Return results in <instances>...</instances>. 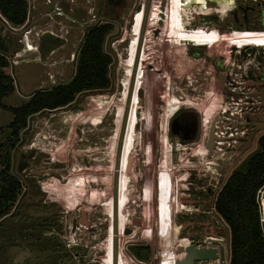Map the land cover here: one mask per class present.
<instances>
[{"label":"rangeland","instance_id":"374dc122","mask_svg":"<svg viewBox=\"0 0 264 264\" xmlns=\"http://www.w3.org/2000/svg\"><path fill=\"white\" fill-rule=\"evenodd\" d=\"M27 1L26 24L19 29L8 27L4 34L9 60L5 71L12 75L16 86V91L4 98L6 106H21L34 91L69 81L75 74L77 57L87 30L107 20L115 23V29L105 45L113 57L110 65L112 83L108 90L79 94L68 107L47 110L31 117L20 141L10 150V172L13 175L17 173L24 154L26 161L37 165L32 166L33 169H40L44 174L39 179L42 182L40 189L52 192L55 204H60L57 210H63L69 222L76 216L79 207L87 210L90 219L92 216L100 217L97 226L98 238L101 239L97 244L98 252L107 253L105 248L110 223L105 214L109 210L105 202L122 196L131 202L129 208L123 210L129 215L127 226L130 232L129 235H122L118 245L129 264H137L133 253L140 246L150 247L152 258L150 256L147 260L148 264H160L163 239L172 235L177 226L183 230V236L196 233L202 238L208 234L219 236L223 239L220 262L228 264V235L215 210V197L231 170L244 160V156L238 158V155L244 153L246 144L252 143L251 133L257 129L255 126L258 125L259 129L264 127V106L253 107L251 112L256 114L251 115L250 123L236 109L237 98L248 100L245 97L250 96L249 91L259 90L261 86H232L223 75L228 69L219 66L215 58L217 54H224L220 62L228 60L231 47L224 42L233 37L234 32L220 34L223 47L219 49L191 48L196 52L193 56L182 53L173 59L169 57L166 62L159 51L161 43L157 29H164V23L176 8L175 4L170 5L169 0H121L118 6L109 5L108 0ZM207 5L213 7L218 3L209 0ZM177 6L181 8V5ZM25 30L30 32L21 43ZM22 49L23 52L17 54ZM167 50L172 52L173 49L168 46ZM261 56L264 64V53ZM228 61L227 64L231 62L233 67L243 62L235 59ZM235 71L232 69V73L235 74ZM168 88L172 90L171 96L178 93L185 98L183 102L195 106L190 107L186 117L196 120L198 132L193 139L183 143L170 128L174 115L170 116L171 111L162 106L169 94L164 90ZM175 88H181V91L177 92ZM228 89L236 90L237 96ZM194 98L200 102L197 103ZM223 100L228 104H224ZM220 103L224 113L217 110ZM221 116H224L222 126L232 131V136L240 131L246 132L242 139L238 136L229 138L228 144L235 140L239 144L234 143V148L227 145L223 153L216 150L212 137L211 148L206 146L209 122L219 121ZM12 120L13 114L0 108V157H4L8 150L3 144L11 132L9 124ZM227 123H231L230 126ZM224 142L221 141L222 144ZM130 145L135 147L129 149ZM212 147H215L214 150ZM257 147L258 144L253 151ZM163 158L166 164L161 163ZM124 166L126 170L122 171ZM228 170L230 173L224 178ZM77 174H84L87 187L79 183L72 186ZM20 181V193L25 188L30 194L34 192L35 186L28 188L24 179ZM67 188L74 196H83L84 192H88V196L84 201H67ZM29 198L33 197L25 200ZM259 203L264 223V189L260 191ZM181 206L194 210L184 213ZM200 237L193 238V242L181 239L194 245L198 239L203 243ZM110 241L116 249L117 240L110 238ZM155 254L158 258L153 257ZM119 258L118 255L117 264ZM128 263L123 260L121 264Z\"/></svg>","mask_w":264,"mask_h":264},{"label":"flooded vegetation","instance_id":"af4514ba","mask_svg":"<svg viewBox=\"0 0 264 264\" xmlns=\"http://www.w3.org/2000/svg\"><path fill=\"white\" fill-rule=\"evenodd\" d=\"M169 1L170 5L175 4L177 6V4H179L177 0ZM108 2L109 5L114 4L115 6L121 5L122 3L121 0H108ZM219 4H221L219 12H201L204 18V21L201 22V24L206 25L209 29H215L221 35H225V33H232L233 31L237 30L234 32L233 37L227 38L224 42V45L231 47V50H229V57L226 59H235L238 60L237 62H243L238 66L233 67L230 65L231 62L230 64H227L229 63L228 60H225V62H220V60L224 58V54H217L215 58L219 66L223 65L225 70L228 69V72H223V75H225V78L230 81L232 86H238L242 84H245L244 86H250L252 84L261 86V89L259 90L249 91L250 96L245 97L248 100L242 98L236 99L239 100V102L236 104L237 107H234H236V109L238 108L240 111L239 115L244 114L248 123H250L252 118L251 115L256 114V112L252 113L251 110L253 107L256 109L258 106L249 107L248 103L252 104V102H255L264 104V100L261 102L256 101L255 95H253V92L264 91V64L261 62V54L264 53V48L261 49L258 47L254 48L253 46H249L252 37L254 39V37L257 35L256 29H264V17L262 15V9L258 7L257 3L250 0H233V3L232 0H219ZM197 9H199V11H196L200 12V5H197ZM177 14L178 13H176V15ZM168 20L165 23L166 28L162 29L163 31L160 30L161 27L157 29L160 43H162L164 39L170 40V42L161 45L160 47V51L165 52V57L162 58L163 61L167 62L169 57L170 59H173L182 53L188 56H193L196 54V52L191 50V48L193 49L202 47L209 49H219L223 47V41L221 38L219 39L220 35L214 34V32L210 33V30L206 32L201 30L196 31L184 29L182 28L183 23L180 20H177L173 15L169 16ZM250 28H253L254 30H250ZM167 45L173 46L172 52H169L167 48H165ZM232 45H235V47H232ZM174 51L175 54H173ZM242 58L245 60H242ZM239 59L241 61H239ZM241 65H244V67H241ZM232 69L236 70L235 74L232 73ZM249 72H251L252 78L248 76ZM245 76L248 77L245 78ZM170 89L168 88L164 90L169 92L167 96L171 95L170 91L172 90ZM231 89H228V91L235 93L237 96L238 92ZM196 100L197 102H200L199 99L196 98ZM173 102H176L175 104L178 106V101L175 100ZM223 103L228 104V102L225 103V100H223ZM244 104H246L245 107H243ZM189 109L190 106L185 105L179 111L176 110L177 113L174 114L173 122L170 126L172 132H174V135L178 136L182 143L188 141L189 139H193V137L198 132V126L195 122L196 120H190L186 117L188 116L187 113L189 112ZM221 111V113H224L223 109ZM132 113H135V111H132ZM220 118L221 120H215L211 123L207 133L208 137L206 143L207 148H210L209 144L212 137L217 151L221 146H223L222 148L224 149L227 148V145L233 148L236 147V145L239 144V141L235 140V142L228 144L227 140L235 136H238L239 139H242L243 135L246 134V132L240 131L235 133V136H231L230 132H233L228 131V129L225 130L224 126H222L224 123V116H221ZM194 119L197 118L194 117ZM225 119L228 121L231 120L227 118ZM227 124L230 126L231 123ZM255 127L257 129L251 133L253 135L252 143L249 145L246 144V149L244 150V153H246L238 155V158L244 156L243 159H245L247 156H249L257 146L259 137L264 134V127L261 129L258 128V125ZM225 131L228 133H224ZM260 131L262 133L258 138H256V135ZM221 141H225V144H221ZM234 143L236 145H234ZM22 158L23 160L21 164H19L18 171L14 176H16L19 181L24 179L26 187L28 188L35 186L33 187L34 192L30 194L29 192H26L27 188H25V190L20 193L19 199L12 206L11 211L0 217V264H117L116 257L118 255L120 256L118 264H121L123 260L125 263H128L122 253L121 246L118 245V240L121 239L122 235H129L130 232V228L127 226L129 215L123 213V210L129 208L126 200L127 198L117 196L116 199L120 198L124 201L119 204H106L110 210L106 211L105 213L108 216L107 221L110 223V228L108 224V244L105 248L107 253L105 252L104 254V252H98L96 251L97 244L101 242V239L98 238L99 236L97 234V226L100 223L98 222L100 217L92 216L90 219L88 214H86L87 210H81L79 207L78 213L73 218V220L69 222L66 216L63 215L64 211L61 209L57 210V207L60 206V204H55V200L52 199V192L40 189L42 182L39 179L44 176L43 172L40 169L34 170L33 167H36L37 165L33 166L29 161H26L27 159L24 154L22 155ZM20 166H22V169H20ZM67 189L68 192H65L67 201L74 199L84 201V198L88 196L86 195L88 192L83 196H74L71 192H69L70 188ZM28 197L33 198L25 200V198L28 199ZM188 211L189 210H183L184 213ZM182 231L183 230L180 229L177 230L175 235H179L180 238L191 239L192 241L194 240L193 238L201 236L200 234L196 235L197 233L183 236ZM204 236L205 238L200 237L203 243L199 242V239L198 242L194 243L200 246L198 248H212L209 247L210 243L208 238L212 237L213 234ZM110 238L117 240L116 249H114L113 244H110ZM150 256L151 255H149V258ZM135 259L145 262L148 260L139 259L137 257H135ZM162 259H160V264H162ZM197 262L198 261H196V263ZM207 262L208 261H203L199 262L198 264H204Z\"/></svg>","mask_w":264,"mask_h":264},{"label":"trees","instance_id":"16d2710c","mask_svg":"<svg viewBox=\"0 0 264 264\" xmlns=\"http://www.w3.org/2000/svg\"><path fill=\"white\" fill-rule=\"evenodd\" d=\"M27 0H0V11L14 28H21L28 19ZM119 14V13H118ZM115 29L114 21H102L91 26L82 41L73 77L52 88L34 91L21 106H6L4 98L16 91L15 81L5 69L9 65L8 53H0V108L13 114L11 130L4 147L6 155L0 157V217L9 213L18 200L21 183L10 172V150L20 141L28 121L36 114L72 105L79 94L108 90L111 86L110 65L112 55L106 50V40ZM4 44L7 47L6 41ZM264 189V134L258 147L247 156L227 178L219 191L215 209L231 231L230 264H264V223L259 203ZM150 247L135 248L134 256L148 259Z\"/></svg>","mask_w":264,"mask_h":264},{"label":"bare ground","instance_id":"6f19581e","mask_svg":"<svg viewBox=\"0 0 264 264\" xmlns=\"http://www.w3.org/2000/svg\"><path fill=\"white\" fill-rule=\"evenodd\" d=\"M59 1V0H58ZM178 1V3H179V5H181V1L180 0H177ZM184 1V0H183ZM61 2V1H60ZM64 2V1H63ZM46 3V2H45ZM52 3V2H51ZM62 3V2H61ZM66 2H64V4H65ZM70 5V4H69ZM57 6V5H56ZM80 6V5H79ZM53 8H55V7H53ZM58 10H59V8H58ZM196 10H198L199 11V9H197V7H196ZM201 10V9H200ZM53 11V10H52ZM48 12V11H47ZM53 13V12H52ZM60 13V12H59ZM176 13H178L177 15H176ZM48 14V13H47ZM55 14V13H54ZM174 17H176V19L177 20H181V8H178V6H176V8H174V10H173V14H172ZM171 15V16H172ZM44 19V18H43ZM44 23V22H43ZM50 23V22H49ZM68 23V22H67ZM35 24V23H34ZM37 24V23H36ZM45 24V23H44ZM53 25V24H52ZM40 27H41V25H40ZM63 27V26H62ZM65 29V28H64ZM208 30H210L209 32L210 33H213L214 32V34H217V35H220L219 34V32H217V31H212V29H208ZM207 30V31H208ZM250 30H254V29H250ZM257 30V35L254 37V39H253V37H252V40H251V42H250V44H249V46H253L254 48H264V29H260V30H258V29H256ZM64 31V30H63ZM165 31V30H164ZM206 31V32H207ZM44 34H45V32H44ZM70 34V33H69ZM67 37V36H66ZM75 37V36H74ZM78 38V37H77ZM168 42H170V40H168V39H164V41L161 43V45H164V44H166V43H168ZM65 45V44H64ZM77 46H78V44H77ZM169 46V48H173V46L172 45H167L165 48H167ZM62 47V46H61ZM66 47V46H65ZM66 49V48H65ZM71 49H73V48H71ZM65 51V50H64ZM160 51V50H159ZM21 52H23V49L19 52V53H21ZM165 52L164 51H161V55H162V58H164L165 57ZM17 55V54H16ZM166 55H167V53H166ZM63 57V56H62ZM69 64H70V62H69ZM51 82V81H50ZM176 89V88H175ZM178 89V90H177ZM176 90H177V92L179 91H181V88H177ZM177 92H175V93H177ZM187 93V92H186ZM205 93V92H204ZM179 94L177 93V95L175 96V95H173V96H166L165 98H164V101H166V102H169L170 103V105H171V107H172V109L170 110L171 112H169V115L170 116H172V115H174L175 113H177V111L176 110H180L183 106H185V105H189V104H187L185 101L183 102V100H185V98L184 97H181V96H178ZM170 97V98H169ZM192 99V98H191ZM212 99V98H211ZM178 101V106L173 102V101ZM194 101L196 100L195 98L193 99ZM210 101V100H209ZM197 103H199V102H197ZM212 103V102H211ZM210 103V104H211ZM232 103V102H231ZM180 105V106H179ZM190 107H195L194 105H192V104H190L189 105ZM216 107V106H215ZM218 109V111L220 110H222L223 109V107H222V105L220 104L218 107H217ZM215 110H216V108H214ZM209 110H210V108H209ZM223 111H224V109H223ZM216 113V112H215ZM214 113V114H215ZM207 115V114H206ZM214 116V115H213ZM213 118V117H212ZM137 119H138V117H137ZM210 120V119H209ZM208 120V121H209ZM137 122V121H136ZM164 123H165V121H164ZM100 124V123H99ZM233 124H235V122L233 123ZM211 125V120H210V122H209V126ZM214 126V125H213ZM132 128V127H131ZM138 133V132H137ZM120 134V133H119ZM232 134L233 133H231L230 132V135L232 136ZM131 137V136H130ZM138 138V137H137ZM132 140H133V138H132ZM135 143V142H134ZM222 144V143H221ZM129 145V144H128ZM135 147V145H130V147H129V149H131V148H134ZM223 146H221V147H219L218 148V151L219 152H225L224 150V148H222ZM178 148V147H177ZM220 148H222V149H224V150H221ZM126 153V152H125ZM208 153H209V155L211 156L212 155V153H211V151L209 150L208 151ZM222 153H221V157H222ZM225 154V153H224ZM221 157H219V156H217V158H221ZM167 160V159H166ZM161 163H163V164H166V161H165V158H163V160H162V162ZM126 167L124 166V167H122V171L123 170H126L125 169ZM127 173V172H126ZM172 173V172H171ZM174 173V172H173ZM172 173V174H173ZM78 176H81V177H78ZM78 176H76V179H75V183H73L72 184V186H77L78 185V183L81 185V186H84V187H87V185H88V181H87V178L84 176V174H78ZM76 189V187L75 188H73V190H75ZM80 192H82V191H80ZM83 193V192H82ZM84 193H87V192H84ZM122 195V194H121ZM124 200L123 199H116V200H108V201H106L105 202V204H107V205H109V204H119V203H121V202H123ZM130 201H128L127 200V204L128 205H130ZM184 207H187V206H181V210H189V208H184ZM192 210H194V209H192ZM192 210H190V211H192ZM110 211V210H109ZM120 221V220H119ZM115 222H117V221H115ZM179 229V226H177V229L176 230H174V231H172V235H166V237H165V239H163V240H165V242H163L162 243V248H161V251H162V253H161V256H162V258H168V257H170V258H178L175 254H174V252H172V251H174V248H176L177 246H186V245H188L187 244V240L186 239H181L180 237H179V235H175V233L177 232V230ZM168 240H170V241H168ZM208 241H209V243L210 244H213V242H216V245H214V248H217L218 250H219V254L218 255H220L221 253H222V248H223V239H221L220 237L219 238H216V237H214V236H212V237H210V238H208ZM183 242H185V243H183ZM111 243V242H110ZM225 243V242H224ZM171 248V249H170ZM168 250H170V251H168ZM221 257L219 256V258L217 259V260H214V261H212L213 263H217V264H221Z\"/></svg>","mask_w":264,"mask_h":264},{"label":"built area","instance_id":"2783aa9c","mask_svg":"<svg viewBox=\"0 0 264 264\" xmlns=\"http://www.w3.org/2000/svg\"><path fill=\"white\" fill-rule=\"evenodd\" d=\"M180 1H181V20L180 21L183 23V27L182 28L189 29V30L207 31L209 28L206 25L201 24V22L204 21V18L202 16L201 12H206V11H211V12L215 11V12H217V8L220 9V7H221V4H219V0H216V3H218V5L217 6H213V7H208L207 4H208L209 0H203V1H196V0H184L183 1V0H180ZM197 5H200V8H201L200 12L196 11V6ZM142 9H141V12L143 11ZM186 23H188V25ZM8 27H11L13 29H19V28H14L10 24L8 19L0 11V37H1L2 40H5L4 34H5V30ZM163 27L164 28L166 27L165 23H164ZM212 31H216V30L212 29ZM235 31H237V30H235ZM235 31H233V32H235ZM29 32L30 31H27V30H25L23 32V35H22V37L20 39L21 43L26 38V36L28 35ZM2 52H3V50L0 49V53L1 54H2ZM18 53L19 52H17V54ZM218 193H217V195H218ZM217 195L215 197V201H216ZM214 207H215V205H214ZM219 217H220V219L223 222L225 230L227 231L228 243H227L226 246H228V247H226V248L230 249V256H231V231H230L229 225L226 223V221L220 215H219ZM214 237L219 238V236H214ZM194 245H196L197 247H200V246H198V244H194ZM209 245H210L209 247L214 248V245H216V244H214V242H213V244H209ZM218 254H219V250H218ZM133 257H134V261H136L137 264H148V262L136 260L135 256H133ZM153 257L158 258V256L156 254ZM218 258H219V255H218ZM161 259H162V256H161ZM215 260H217V259H215ZM212 261H214V260H212ZM228 264H230V261H229Z\"/></svg>","mask_w":264,"mask_h":264},{"label":"water","instance_id":"95a60500","mask_svg":"<svg viewBox=\"0 0 264 264\" xmlns=\"http://www.w3.org/2000/svg\"><path fill=\"white\" fill-rule=\"evenodd\" d=\"M229 1H231V0H229ZM250 1L257 3L258 7H260L262 9V15L264 17V8H263L264 7V0H250ZM0 49L3 51H7V47L4 44V41L1 39V37H0ZM248 76L252 78L251 72L248 73ZM248 76H245V78H247ZM139 94H141L140 90H139ZM253 95H255L256 101L261 102L264 100V91L253 92ZM260 96H261V98H260ZM245 105L246 104H244L243 107H245ZM162 106L167 111L172 109L169 102L162 103ZM248 106L249 107H251V106L262 107V106H264V104L252 102V104L248 103ZM261 131L256 135V138H258L259 135L262 133ZM254 146H255V144H254ZM209 147L211 148L210 145H209ZM20 169H22V166H20ZM229 173H230V170H228L225 173L224 177L226 178L229 175ZM168 251H170V250H168ZM172 252H174V254L178 258H170V257L163 258L162 264H198L199 262H203V261L204 262L208 261L207 263H204V264H217V263L211 262L212 260L218 259V249L217 248H198V247L193 246V245H186V246H177L176 248H174V251H172ZM196 261H198V262L196 263Z\"/></svg>","mask_w":264,"mask_h":264},{"label":"clouds","instance_id":"9594fccd","mask_svg":"<svg viewBox=\"0 0 264 264\" xmlns=\"http://www.w3.org/2000/svg\"><path fill=\"white\" fill-rule=\"evenodd\" d=\"M34 51L37 50V49H33Z\"/></svg>","mask_w":264,"mask_h":264}]
</instances>
